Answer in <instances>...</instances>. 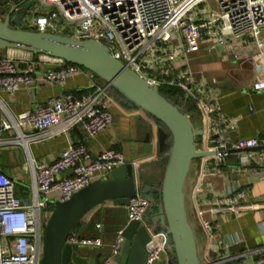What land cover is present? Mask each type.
Returning a JSON list of instances; mask_svg holds the SVG:
<instances>
[{"label":"built area","instance_id":"built-area-1","mask_svg":"<svg viewBox=\"0 0 264 264\" xmlns=\"http://www.w3.org/2000/svg\"><path fill=\"white\" fill-rule=\"evenodd\" d=\"M33 1L35 8L28 11L26 29L101 42L115 59L141 79L159 89L178 88L188 96L197 107L203 129V135L196 140L197 150L209 154L195 160L192 166L196 177L190 219L198 222L204 237L201 264H264V247L219 258V253L230 250V244L220 234L217 223L220 214H264V199L253 198L251 187L240 184L231 187L226 195L199 197L206 192L208 182L223 173L234 151H238L239 165L232 171L261 172L264 181V137L233 141L231 133L239 124V118L222 111L213 88L196 84L186 60V54L198 50L202 43L211 42L225 49L231 38L264 39V0ZM177 37L182 44L175 42ZM23 54L24 57L0 56V92L13 95L23 87L32 89L39 75L59 86H64L68 77L80 74L93 83L85 93L66 92L62 97H53L37 105L33 111L10 115L0 124V145L27 148L30 142H42L78 126L89 137H95L112 126L114 116L109 108V84H99L92 72L80 66L44 55ZM50 64L58 66L41 71L42 65ZM254 89L264 92V81L258 82ZM188 116L195 124L196 115L188 113ZM10 131L14 135L5 136ZM148 161L147 158L128 161L114 149L95 156L84 145L70 144L52 163L30 160L34 187L29 199L20 198L14 179L0 170V264H41L44 230L55 202L69 200L75 193L108 178L114 169L128 163L140 173ZM66 171L71 174L60 177ZM150 206L151 201L144 196L133 197L125 207L127 224L136 220L146 222ZM96 228L102 232L104 224L98 223ZM123 230L124 227L118 230L102 264H112L121 253ZM151 235L155 247L148 255L147 264H155L169 251L170 239L165 237V230L158 228ZM68 243L92 248L105 245L102 236L84 237L78 233H72Z\"/></svg>","mask_w":264,"mask_h":264},{"label":"crops","instance_id":"crops-1","mask_svg":"<svg viewBox=\"0 0 264 264\" xmlns=\"http://www.w3.org/2000/svg\"><path fill=\"white\" fill-rule=\"evenodd\" d=\"M17 1L0 0V11H3V17ZM175 42L178 45L182 44L178 37ZM7 54L17 57L24 55L22 52L13 50H0V56ZM186 60L196 84L213 88L222 111L229 116L239 118V124L231 133L233 141L264 137V92L254 89L258 82L264 81V39L256 40L251 36L240 40L231 38L225 49L216 47L211 42L202 43L198 50L186 54ZM57 66V64L42 65L40 69L44 71ZM97 81L99 84H106L99 78ZM92 83L86 75L80 74L68 77L65 85L59 86L47 82L39 75L32 89L23 87L13 95L0 92V124L8 120L10 115L16 116L33 111L37 105L44 104L53 97H62L66 92L77 95L85 93L91 88ZM111 88L108 92V101L114 121L110 128L95 137H89L85 130L78 126L77 130L73 129L71 132L49 137L42 142H30L27 148L0 145V170L14 179L16 194L20 198L29 199L34 187L30 160L52 163L70 144L84 145L95 156L114 149L121 152L128 161H134L144 154V139L148 133L152 134V142L156 147L157 121L127 100L120 92L118 94L121 97L117 98L111 93L114 89L111 90ZM184 100L186 104L182 107L187 113L196 115L195 125L200 126L197 107L185 96ZM8 135L13 136L14 132L5 134V136ZM238 155V152L232 153L223 167V173L208 182L206 192L199 195L200 199H206L215 194L226 195L231 187L237 184L242 187L250 186L253 198L264 199V181L261 180V172L256 174L252 170L248 173L232 171V168H237L239 165ZM146 158L149 161L141 167L138 177L146 194L150 197L154 196L152 208L146 215V222L153 227H158L160 198L155 194L160 193L168 156L167 153L155 152ZM195 173L193 169L190 171L186 183L189 216L193 215L191 193L195 183ZM70 174L71 172L66 171L60 177ZM190 220L199 231L198 249L201 256L205 243L204 237L198 222L192 217ZM98 223L104 224L102 232L96 228ZM217 223L220 234L230 244V250L219 253V258L264 247V214L261 212L220 214L217 217ZM126 224V208L115 207L111 202H107L90 212L80 223L76 233L84 237L102 236L105 245L90 251V257L101 258L109 255L118 230ZM172 258L173 254L167 251L155 264L172 263Z\"/></svg>","mask_w":264,"mask_h":264},{"label":"water","instance_id":"water-1","mask_svg":"<svg viewBox=\"0 0 264 264\" xmlns=\"http://www.w3.org/2000/svg\"><path fill=\"white\" fill-rule=\"evenodd\" d=\"M33 0H22L12 6L3 17L0 11V50H13L33 55H44L80 66L120 92L154 120L156 147L152 134L144 139V154L138 159L163 152L170 137L171 146L160 188V221L158 227L147 222L131 221L124 227V244L113 264H147L148 255L155 247L151 232L165 230L170 239L167 245L175 262L169 264H201L198 249L199 231L190 220L187 210L186 183L194 161L208 153L199 152L196 140L203 135L201 126L193 124L185 109L166 98L160 89L141 79L120 61L108 48L95 40H79L56 32H40L25 28V18ZM188 99V96H185ZM77 130V128H74ZM238 152V151H234ZM136 195L152 202L140 184L138 173L128 163L114 169L108 178L91 183L65 202H55L46 223L41 264H102L107 256L90 257L92 247L71 245L68 239L75 227L97 207L111 202L115 207H126ZM166 264V263H165Z\"/></svg>","mask_w":264,"mask_h":264},{"label":"trees","instance_id":"trees-1","mask_svg":"<svg viewBox=\"0 0 264 264\" xmlns=\"http://www.w3.org/2000/svg\"><path fill=\"white\" fill-rule=\"evenodd\" d=\"M112 90V88H111ZM160 92L163 96H165L166 98L171 99L173 102H175L177 105H184L186 104L185 100H184V95L182 94V92L178 89V88H174V87H169V86H165L160 88ZM111 93H113L117 98H120L121 96L118 94L117 90H112ZM190 101V100H189ZM159 126H162L161 124H159V122H157ZM167 148L161 152L160 154H165L169 152L170 146H171V139L170 137H168L167 139ZM158 198H160V193L156 192L155 194ZM80 223L75 227V229L73 230L72 233H76L78 230ZM175 262L174 256L172 258V263Z\"/></svg>","mask_w":264,"mask_h":264},{"label":"rangeland","instance_id":"rangeland-1","mask_svg":"<svg viewBox=\"0 0 264 264\" xmlns=\"http://www.w3.org/2000/svg\"><path fill=\"white\" fill-rule=\"evenodd\" d=\"M207 4V6L209 7V3H206ZM210 6L212 7V8H216V5L214 4V3H210Z\"/></svg>","mask_w":264,"mask_h":264}]
</instances>
